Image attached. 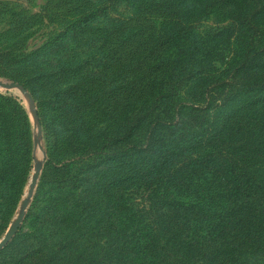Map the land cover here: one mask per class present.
Listing matches in <instances>:
<instances>
[{
    "label": "trees",
    "instance_id": "1",
    "mask_svg": "<svg viewBox=\"0 0 264 264\" xmlns=\"http://www.w3.org/2000/svg\"><path fill=\"white\" fill-rule=\"evenodd\" d=\"M100 18L83 46L108 49L105 73L36 84L54 121L39 238L63 237L66 264H264V0H101L50 52ZM66 74L82 85L61 88ZM14 108L18 127L7 115L0 127V227L31 168Z\"/></svg>",
    "mask_w": 264,
    "mask_h": 264
},
{
    "label": "rangeland",
    "instance_id": "2",
    "mask_svg": "<svg viewBox=\"0 0 264 264\" xmlns=\"http://www.w3.org/2000/svg\"><path fill=\"white\" fill-rule=\"evenodd\" d=\"M100 1L6 0L0 3V81L17 85L10 90L0 88V127L3 126L2 119L6 115L8 124L18 127L19 116L14 110L17 105L26 118L32 145L31 168L23 196L9 221L0 227V241L16 229L23 203L27 201L25 217L14 237L0 251V264H66L62 261V256L54 254V250L59 249L58 244L63 237L57 238L55 234V237L39 238L40 232L36 230L35 224L37 217L32 209L34 199L40 192L38 189L42 184L41 178L46 169L48 149L52 141L50 130L49 135H46L43 125L47 123L51 130L54 126L52 116L43 104L47 94L38 90L36 84L52 82L54 75L60 71H67L69 74L78 69L77 73H81L84 65L87 68L99 66L103 74L105 73L106 67L109 66L106 58L109 57L108 49L83 46L86 41L97 40V33L106 24L102 18L92 21L86 32L75 35L65 43L67 47L60 51V56L51 53L47 46L79 19L85 9H91ZM68 74L61 78V88L82 85V76ZM85 81L90 84L91 89L90 80ZM48 95L49 98L52 97L51 94ZM83 95L81 92L73 97V101H80ZM6 104L12 106H5ZM38 112L41 113V120ZM58 123V120L55 121V124ZM12 133H16L13 128L7 138L9 144L13 142ZM1 137L0 134V167L3 165L6 147V142L1 140ZM38 168L40 176L32 189L30 186Z\"/></svg>",
    "mask_w": 264,
    "mask_h": 264
},
{
    "label": "water",
    "instance_id": "3",
    "mask_svg": "<svg viewBox=\"0 0 264 264\" xmlns=\"http://www.w3.org/2000/svg\"><path fill=\"white\" fill-rule=\"evenodd\" d=\"M17 87V85L15 83H3L2 81H0V88L6 89V90H10ZM40 168H38V172L35 174L34 176V180L31 183V188L33 189L36 184H37V180L40 176L39 173ZM26 205H27V201L23 203L22 209L20 211V215L18 217V221H17V227L16 229L11 232L8 233L1 241H0V251L10 242V240L14 237L15 233L17 232L19 226L22 224L24 217H25V211H26Z\"/></svg>",
    "mask_w": 264,
    "mask_h": 264
},
{
    "label": "crops",
    "instance_id": "4",
    "mask_svg": "<svg viewBox=\"0 0 264 264\" xmlns=\"http://www.w3.org/2000/svg\"><path fill=\"white\" fill-rule=\"evenodd\" d=\"M5 1H6V0H0V3H1V2H5Z\"/></svg>",
    "mask_w": 264,
    "mask_h": 264
}]
</instances>
